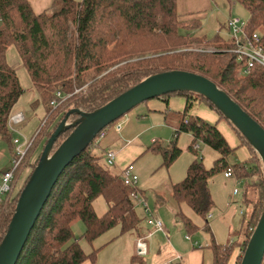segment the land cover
Returning <instances> with one entry per match:
<instances>
[{
	"label": "trees",
	"instance_id": "trees-1",
	"mask_svg": "<svg viewBox=\"0 0 264 264\" xmlns=\"http://www.w3.org/2000/svg\"><path fill=\"white\" fill-rule=\"evenodd\" d=\"M227 1L239 3L247 10L245 31L249 36L258 33L264 48V0ZM198 27L196 19H180L177 0H52L48 13H35L28 0H0V136L12 156L14 135L7 122L24 90L7 62L9 46L14 47L28 72L32 88L45 109V118L50 120L44 144L68 110L92 111L148 75L171 69L209 78L264 128V68L254 66L244 71L243 61L237 60L231 51V38L218 33L211 38L198 36L194 32ZM76 88L80 90L73 93ZM56 92L61 96L57 97ZM173 94L185 101L181 111L168 110L167 106L163 111L166 122L173 124V138L167 145L152 141L146 150L159 153L162 165L168 167L181 153L176 141L178 134L191 135L188 149L194 151L195 158L184 178L170 185V197L199 215L206 230L208 215L214 207L210 178L230 169L236 182H244L242 201L250 206V211L237 231L239 239L219 244L211 234L207 246L211 264H239L264 205L262 162L239 130L202 95L173 92L155 98L167 105ZM53 99L62 101L53 107ZM196 103H204L229 125L240 146L248 150L244 161L228 162L235 147L227 143L216 123L189 113ZM77 117L71 114L69 118ZM72 129L59 134L51 151ZM100 131L106 133V127ZM100 139L97 135L60 173L15 264H80L85 260L94 263L102 246L86 254L71 229L76 220H81L85 227L81 237L91 244L115 226L123 234L138 225L140 217L130 198L137 188L123 184L121 175L112 173L106 161H101L102 153L94 150ZM196 144L218 152L210 167H205L198 157ZM37 161L38 158L31 164L28 176ZM19 171L14 172L11 192L0 202V242L28 178L15 190ZM101 195L107 207L98 215L92 202ZM176 215L187 235L197 231L198 226L181 211Z\"/></svg>",
	"mask_w": 264,
	"mask_h": 264
},
{
	"label": "rangeland",
	"instance_id": "rangeland-1",
	"mask_svg": "<svg viewBox=\"0 0 264 264\" xmlns=\"http://www.w3.org/2000/svg\"><path fill=\"white\" fill-rule=\"evenodd\" d=\"M28 1L35 13L42 11L47 13L50 12L52 0ZM214 1L219 4L220 0ZM222 12L225 14L230 12L232 16H236L242 21H247L248 19L247 10L239 3H227L226 7L224 9L222 8ZM217 20V15L214 13L212 16L208 15L207 18L200 19V26L207 38H211L216 34L214 27H211V24L215 21L217 22ZM218 28V31L221 32L219 33L221 37L226 39L230 37L229 31L225 27H220L219 25ZM194 32L196 35L202 34L198 28L194 29ZM6 57L7 62L15 70L19 83L24 90L12 108L11 114L21 113L24 116V121L19 124L17 128H15L13 135L15 137H19L20 139H31L30 147L27 150L24 158L21 160L19 167L17 168V171L20 169L18 177L15 181V190H17L27 178L28 172L32 168L31 164L34 163L42 151L44 146V132L50 120L45 118V109L41 101H38V94L32 88L29 74L20 62V59L13 46H9L7 48ZM79 90L80 88H76L73 93H77ZM183 100L184 99L182 96L173 94L168 97L167 105L162 99L152 98L135 106L106 127L107 135H104L105 137L103 136L99 140L98 147L94 150L95 152L102 153L101 161L104 163L105 152L112 151L116 155V146L109 144V140L114 138V127L118 124L120 128L122 127V135L131 134L128 136V138H131L135 135L134 138H136L138 144L140 143V145L143 146V148L138 151L137 155H135L134 159H132L133 161L129 163L132 164V172L137 176L138 179L135 183L137 193L141 195L140 189H142L144 197L148 201L149 205H153L152 203L155 195L160 194L170 202L169 205L173 207L175 212L181 211L184 215L196 223L199 228L196 231V234H194V238L197 240L196 243L193 241L194 245H197L198 242L200 245H203V242L200 241L197 236L207 239V242L210 243L211 234L213 235L215 242L219 244H224L231 239H239L237 231L247 219L250 211V206L242 201L244 182H236L233 176L224 177L222 172L217 173L210 178L209 189L214 201V207L210 212V216L207 218L209 230H206L204 227L205 222L199 215L194 213L185 203L178 205L170 197V183H176L184 178L189 163L193 160V158H195L196 155L194 151L188 149V145L191 142L190 135L186 132H180L178 134L176 141L178 147L181 149V153L168 167L162 165V157L159 153L146 150V148L152 143V139L153 141L157 140L162 145H167L168 142L173 138L172 127L163 121V111L166 106L168 110L181 111L180 103ZM197 105L198 104L196 103L193 106L196 107ZM70 119L71 118H69V120ZM119 130L120 129H118V132ZM122 135L118 134V145L120 142L124 143L121 138ZM197 155L199 158L201 157L203 165L208 168L212 165L213 160L218 157V152L206 145L199 144ZM247 156V148L241 145L235 148L234 154L230 155L227 160L229 163L241 162L244 161ZM11 160L12 154L8 149L7 143L0 136V175L3 171L11 166ZM115 162L112 165H108V168L112 173L121 175V169L119 170V168L116 167ZM234 189L237 190V193L235 194L233 193ZM130 198L133 200L137 209H139L140 206L136 199L132 195H130ZM92 205L95 213L98 215H101L107 207V203L105 202L102 195L96 197L93 200ZM160 211L164 210L161 209ZM165 213L168 217H170L171 213H168L167 210ZM174 217L179 227L181 225L179 217L176 214ZM118 228V226H115L109 229L93 244L97 246L107 242L114 234H116ZM172 228L169 226V230ZM71 229L74 236L76 238L79 237V244L81 247L84 250H88L91 247V243H87L85 239L81 237L85 230L82 221L76 220L73 222ZM109 249L102 253V256L105 258L103 263L108 261V255H110V252H112V250ZM138 256L139 255H136L135 252L132 251V255L128 256L129 259L127 261L118 260V264H125L127 262L130 264L132 261H135V264H138V262H142V258H139ZM143 260L145 261L144 258ZM111 264H116V262L114 261Z\"/></svg>",
	"mask_w": 264,
	"mask_h": 264
},
{
	"label": "water",
	"instance_id": "water-1",
	"mask_svg": "<svg viewBox=\"0 0 264 264\" xmlns=\"http://www.w3.org/2000/svg\"><path fill=\"white\" fill-rule=\"evenodd\" d=\"M173 92H194L208 99L246 138L264 170V128L209 78L181 69L148 75L92 111L68 110L50 134L38 161L20 190L14 211L0 242V264H15L34 223L63 169L104 127L146 100ZM71 114L78 117L69 120ZM72 131L51 151L59 134ZM264 255V205L239 264H261Z\"/></svg>",
	"mask_w": 264,
	"mask_h": 264
},
{
	"label": "crops",
	"instance_id": "crops-1",
	"mask_svg": "<svg viewBox=\"0 0 264 264\" xmlns=\"http://www.w3.org/2000/svg\"><path fill=\"white\" fill-rule=\"evenodd\" d=\"M227 3V0H220L219 4H217L214 0H177V10L181 20L196 19L199 21V23L200 19L207 18L208 15L212 16L214 13L217 15L218 20L217 22L213 21L214 23H212L213 26L211 24V27H214L215 32L219 34L221 32L218 31V26L220 25V27L223 26L226 28V20L228 17L232 16L230 12L228 14L222 12V8L224 9ZM198 29L202 33L198 36H206V34L203 33L201 26L200 28L198 27ZM184 103V100L181 101L180 110L183 109ZM189 113L205 118L207 121L212 123H216L217 128L231 147L236 148L240 146L237 137L229 125L224 120L219 119L217 114L209 109L204 103H198L196 107L193 106L189 110ZM163 121L173 129V124L166 122L164 117ZM119 129L120 133L118 132L116 126L114 127L115 136L109 140V144L116 146L117 153L115 163L116 167L120 170L129 162L133 161L132 159H134L135 155H137L138 151L141 150L143 146L140 145V143L138 144V141L136 138H134L135 135L131 138H128V136L131 134L122 135V127ZM118 134L122 135L121 138L122 141H124V143L120 142L119 145V141H117ZM106 135L107 134L105 133V136ZM151 141H153V139ZM171 184L172 183H170V185ZM140 191L141 196L146 201L147 207L144 208V206L137 201L140 206L139 209L136 207L137 214L140 217V222L138 225L133 230L123 234H119L118 228L116 234H114L107 242L97 246H95L93 243L96 242L99 237L95 239L88 250H84L82 248L83 251L88 254L93 248L102 246L96 254L94 263H92L90 260H85L80 264H111L114 261L116 264H118V260L127 261L129 259L128 256L132 255V251H134L136 255H139V258H142V262L140 261L138 264H211V252L207 247L209 244L207 239L197 236V238L203 242V245H200L199 242L197 245H194L193 241H195V243L197 241L196 238H194V234H196V232L187 235V232L183 228L181 221V225L178 227V223H176V220L174 219L176 212L173 207L169 205L170 202L160 194H157L154 197L152 203L153 205H149L148 201L144 197L143 190L140 189ZM161 209H163L165 212L167 210L168 213H171L170 217H168L164 211H160ZM153 214L161 219L162 230H153L149 225L148 220L150 215ZM169 226L174 228L169 230ZM148 233H150L149 236H147ZM186 236L189 238H186ZM139 239H141L146 244L144 254H140L138 252L136 243ZM107 249L112 250V252H110L112 255H108V261L103 263L105 258L102 256V253L106 252ZM176 255H179L180 259L177 258ZM125 264L129 263L127 262ZM130 264H135V261H132ZM229 264H233V262L230 261Z\"/></svg>",
	"mask_w": 264,
	"mask_h": 264
},
{
	"label": "built area",
	"instance_id": "built-area-1",
	"mask_svg": "<svg viewBox=\"0 0 264 264\" xmlns=\"http://www.w3.org/2000/svg\"><path fill=\"white\" fill-rule=\"evenodd\" d=\"M246 21H242L236 16H230L226 20V28L230 33V37L233 41V51L236 54L237 60L243 61V70L246 71L248 68L259 66L264 68V48L261 43V37L258 33L254 32L250 36L247 35L245 31ZM208 51H213L212 48H207ZM56 96L60 97V93L56 92ZM62 100L53 99L50 104L55 107L61 103ZM24 121V116L21 113L11 114L8 119V127L11 131L15 132V128ZM116 128L119 129L120 126L117 124ZM98 138H102L105 135L104 131H100ZM14 152L11 160V166L3 171L0 175V202L3 201L7 195L12 190V180L14 177L15 170L19 167L21 160L24 158L27 150L30 147L31 139L19 137H13ZM194 149L198 150L199 145H194ZM116 160V155L112 151L105 152V161L108 165L114 164ZM133 167L131 163L125 165L121 170V177L123 184L135 185L137 182V176L132 172ZM225 177L232 176L230 169L225 171ZM233 193H237V190L234 189ZM136 201L142 203L146 207V201L144 198L139 195L137 192L131 194ZM210 214L208 215V217ZM149 225L153 230H162V221L156 215H150L148 220ZM150 233L147 234L149 236ZM186 238H189L186 236ZM232 240V239H231ZM137 249L140 254L145 253L146 244L141 239L137 241ZM180 259L179 255H176ZM233 264H237L236 262Z\"/></svg>",
	"mask_w": 264,
	"mask_h": 264
}]
</instances>
